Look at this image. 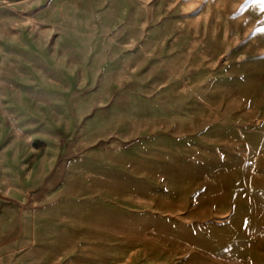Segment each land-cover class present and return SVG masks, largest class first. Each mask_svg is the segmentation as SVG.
Segmentation results:
<instances>
[{"label":"rangeland","instance_id":"rangeland-1","mask_svg":"<svg viewBox=\"0 0 264 264\" xmlns=\"http://www.w3.org/2000/svg\"><path fill=\"white\" fill-rule=\"evenodd\" d=\"M89 43L108 59L89 63ZM89 102L109 124L157 119L158 142L173 127V149L158 151L155 202L122 182L106 191L138 201L136 215L107 206L109 219L89 221L88 233V222L60 220L55 200L87 149ZM60 255L63 264H264L256 0H0V264Z\"/></svg>","mask_w":264,"mask_h":264},{"label":"crops","instance_id":"crops-1","mask_svg":"<svg viewBox=\"0 0 264 264\" xmlns=\"http://www.w3.org/2000/svg\"><path fill=\"white\" fill-rule=\"evenodd\" d=\"M99 52V57H96L94 48L89 43V63L95 58H99L102 62L108 59V49L102 48L101 50L99 49ZM98 106L89 102V121L86 124V134H88L86 140H89L87 149L85 154L76 160L71 179L64 182L60 187V196L56 199L57 201L55 200V203L58 202L59 208L56 209H58V215L61 216L60 220L69 221L70 223H72L71 221L88 222V233L89 221L109 219V213L103 212V209L108 210L107 206L122 205V209L124 211L127 210L128 215H136V210L139 207L135 206V204L138 201L132 198L133 200L128 202L106 191L124 187L122 182L125 183V187L128 189L149 190L148 195L143 196H148L150 204L153 200L155 202L154 197H156V192L160 188L157 164L158 151L159 149H169L170 151L173 149L172 143L168 144L167 140L173 131V127H169V130L167 127L164 129L169 133L163 134L166 142H163L165 140L158 142L157 127H155L157 119L147 115L137 121L133 120L132 123L127 125L120 123L109 124L96 117L93 113V110L98 108ZM115 142L118 143L115 145ZM110 156L129 158V160L124 164L104 160ZM75 179L82 180L76 181ZM67 189H71L73 192L69 191L67 193ZM82 189L85 190L84 194L87 197L85 202L78 200ZM95 205L98 207L96 208L98 211L96 213ZM102 205H105L106 208H103ZM62 251H69L68 253L79 252L76 245L71 248H64V250L59 252L62 253ZM80 252L89 254V244L85 251ZM62 259L63 257L60 255L57 259L59 261H47L46 264H63ZM69 259L73 260L72 256ZM86 259L89 260V255H87ZM70 264L79 263L75 261L73 263L70 262Z\"/></svg>","mask_w":264,"mask_h":264},{"label":"snow or ice","instance_id":"snow-or-ice-1","mask_svg":"<svg viewBox=\"0 0 264 264\" xmlns=\"http://www.w3.org/2000/svg\"><path fill=\"white\" fill-rule=\"evenodd\" d=\"M256 2L261 4L262 10H264V0H256Z\"/></svg>","mask_w":264,"mask_h":264}]
</instances>
